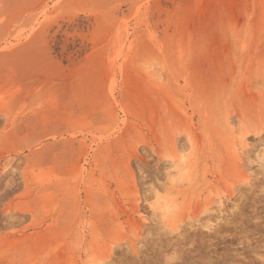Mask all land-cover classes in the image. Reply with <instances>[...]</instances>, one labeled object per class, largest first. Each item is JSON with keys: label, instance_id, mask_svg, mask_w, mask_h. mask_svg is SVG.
<instances>
[{"label": "rangeland", "instance_id": "1", "mask_svg": "<svg viewBox=\"0 0 264 264\" xmlns=\"http://www.w3.org/2000/svg\"><path fill=\"white\" fill-rule=\"evenodd\" d=\"M0 264H264V0H0Z\"/></svg>", "mask_w": 264, "mask_h": 264}]
</instances>
